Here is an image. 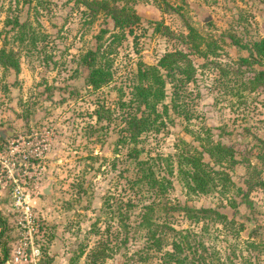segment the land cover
<instances>
[{
    "label": "rangeland",
    "instance_id": "obj_1",
    "mask_svg": "<svg viewBox=\"0 0 264 264\" xmlns=\"http://www.w3.org/2000/svg\"><path fill=\"white\" fill-rule=\"evenodd\" d=\"M107 1L133 11L137 19L116 26L108 13L93 12L83 0H0V46L12 49L19 63L17 71L0 65V129L5 132L0 174L6 179L0 186V214L6 220L1 241L8 247L0 264H17L11 249L19 240L7 210V169L26 162L23 153H40L44 143L48 148L29 168L41 188L51 181L48 194L41 188L33 194L42 225L33 235L40 247L36 264H68L79 245L88 250L99 237L107 246L118 244V222L108 219L102 201L110 195L115 207L138 196L127 182L134 168L124 154L126 145L116 142L125 111L118 104L131 97L139 61L152 64L163 52L175 50L189 58L193 76L181 86L176 81L173 97L179 113L170 105L172 82L165 83V124L139 136L140 156L173 153L181 139L197 146L196 134L230 144L236 162L227 168L233 182L227 192L188 194L173 176L168 192L179 203L215 207L227 222L208 220L204 227L176 211L170 220L203 239L218 258L214 263L264 264L258 231L264 229V88L256 80V70L264 64L256 62L252 47L253 40L264 36V0ZM87 49L96 51V59L110 71L109 80L97 88L85 84ZM162 166L159 161L160 171ZM85 181L87 189L80 190ZM236 186L247 190V199L242 201ZM229 196L242 201L233 214ZM107 225L108 234L91 230L103 231ZM129 241L103 264L122 261L121 252L134 246ZM74 264L89 263L82 255ZM126 264L164 263L153 256Z\"/></svg>",
    "mask_w": 264,
    "mask_h": 264
},
{
    "label": "trees",
    "instance_id": "obj_2",
    "mask_svg": "<svg viewBox=\"0 0 264 264\" xmlns=\"http://www.w3.org/2000/svg\"><path fill=\"white\" fill-rule=\"evenodd\" d=\"M83 3L93 12L104 10L113 18L116 26L131 25L137 19L133 11L111 5L107 0H83ZM252 47L256 53V62L264 64V36L253 40ZM242 59L245 60L246 57L242 56ZM83 61L89 67L85 77L86 85L97 88L109 80L108 64L103 65L102 61L96 59V51L87 49L83 54ZM0 65L14 71L18 70V58L12 49L0 46ZM193 71L191 61L179 50L163 52L155 64L139 61L136 69L137 80L132 85L131 97L120 100L118 104V108H124L125 111L120 115L123 126L116 136L117 144L126 145L124 154L134 168L133 175L128 177L127 182L130 187L137 189L135 194L138 196L136 200L126 201L115 207H112V201H109L110 195L104 197L102 205L105 212L109 213L108 219L114 218L118 222L115 230V237L120 236L118 244L107 246L106 241L99 237L88 250L84 249L85 246L79 245L76 253L69 257L68 264H74L82 255L89 264L96 262L103 264L104 259L120 246L126 249L129 238L132 241L129 242L134 246L130 250L122 251L124 259L115 264H126L129 259L134 263H140L153 256L159 257L164 264H219L213 262L218 258L210 254L213 250L205 245L203 239L196 237L195 232H190L188 229L176 228L170 219L173 212H181L189 221L193 223L201 221L205 227L208 220L227 222L226 214L211 206H192L173 201L168 196V192L172 187L171 176L188 194L227 192L233 186L227 171V168L232 167L236 162L233 147L219 140L210 139L209 134L204 137L194 135V140L198 141L197 146L181 139V143L176 145L173 153L157 155V157H141V149L137 146L139 136L143 132L159 130L165 124L164 118L168 115L167 105L162 100L165 95V83L172 82L170 105L179 113L181 112L178 109L179 105L174 99L177 95L176 87L188 82L193 76ZM256 80L264 88L263 67L256 70ZM176 81L179 83L177 86ZM31 117V114L26 115V119ZM4 134L5 132L0 129V144ZM159 161L163 163L161 167L163 171L159 170ZM88 185L89 181H85L80 185V190L85 191ZM235 190L241 195L242 201L247 199L245 188L236 186ZM144 193L148 195L144 197ZM227 201L229 206L233 207L232 214L236 210L237 203L242 202L230 196ZM122 204L125 205L123 211L120 210ZM133 207H136L137 211L134 212ZM238 224L242 226V222ZM5 228L6 220L0 214L2 253L0 262L5 261L8 255V247L5 241H1ZM91 228L94 233H109V225L104 227L103 231ZM261 244L264 245V240H261Z\"/></svg>",
    "mask_w": 264,
    "mask_h": 264
},
{
    "label": "built area",
    "instance_id": "obj_3",
    "mask_svg": "<svg viewBox=\"0 0 264 264\" xmlns=\"http://www.w3.org/2000/svg\"><path fill=\"white\" fill-rule=\"evenodd\" d=\"M48 146V143H44L40 153H23L21 157H25L26 162L23 161L22 165L16 167L14 171L7 169V176L10 178L7 210L13 214V224L19 234L18 243L11 249V260L17 264H36L40 256V247L34 242L33 235L42 225L34 209L33 194L36 195L41 187L38 185L37 175L29 173V168L37 163V159L39 160L42 156L41 152ZM2 158L3 154L0 152V171L3 170ZM5 183L6 179H2L0 174V186L4 187Z\"/></svg>",
    "mask_w": 264,
    "mask_h": 264
},
{
    "label": "water",
    "instance_id": "obj_4",
    "mask_svg": "<svg viewBox=\"0 0 264 264\" xmlns=\"http://www.w3.org/2000/svg\"><path fill=\"white\" fill-rule=\"evenodd\" d=\"M50 185H51V181L49 180L48 183H46L42 188H41V192L43 194H48L50 192ZM258 231L261 234V238L262 240H264V229H258Z\"/></svg>",
    "mask_w": 264,
    "mask_h": 264
},
{
    "label": "flooded vegetation",
    "instance_id": "obj_5",
    "mask_svg": "<svg viewBox=\"0 0 264 264\" xmlns=\"http://www.w3.org/2000/svg\"><path fill=\"white\" fill-rule=\"evenodd\" d=\"M156 62H157V60H156ZM156 62H155V63H156ZM155 63H152V64H155Z\"/></svg>",
    "mask_w": 264,
    "mask_h": 264
}]
</instances>
